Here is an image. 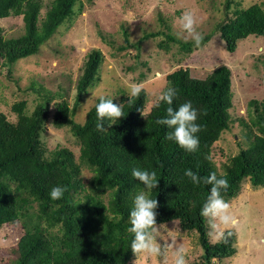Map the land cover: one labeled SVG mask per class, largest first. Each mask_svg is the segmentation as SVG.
Segmentation results:
<instances>
[{
  "label": "trees",
  "instance_id": "obj_1",
  "mask_svg": "<svg viewBox=\"0 0 264 264\" xmlns=\"http://www.w3.org/2000/svg\"><path fill=\"white\" fill-rule=\"evenodd\" d=\"M76 2L51 0L41 18L43 0H0V19L21 15L24 22V33L18 37H5L0 25V64L10 67L21 58L37 54L72 15ZM216 31L229 52L235 51L241 39L253 34L264 36V2L236 9L234 17L220 23ZM125 35L128 41V33ZM156 35L151 32L143 38ZM167 37L187 50L194 43L173 35ZM209 38L204 36L202 42ZM102 60L101 50L89 52L73 106L61 94L54 103L53 123L68 126L79 140L78 159L67 147L49 150L42 140L55 94L42 95L31 113L26 112V101L14 104L15 122L0 113V225L20 220L24 228L13 264H129L135 256L131 250L133 235L127 231L129 212L133 197L139 191L147 192L133 178V168L156 172L158 186L149 196L158 200L157 224L178 220L181 229L196 231L206 264L233 256L237 251L233 230L231 236L225 232L227 243L209 239L207 219L201 216V209L211 185L203 179L212 172L226 178L229 186L221 190L222 198L232 194L244 177L255 187L264 185V98L251 100L249 121L241 119L249 136L254 128L257 131L250 145L230 157L220 172L212 147L232 120L231 70L227 65H220L205 78L192 77L188 68L167 75L165 91L174 88L177 92L171 107L191 101L199 113V147L187 152L166 139L171 129L156 123L167 115L166 102L158 100L146 117L141 115L148 101L144 88L137 97H122L124 116L110 127L104 121L108 130L96 127L99 99L83 123L75 120L84 95L100 79ZM84 166L92 170L88 182L82 176ZM187 169L201 177L199 185L184 175ZM56 186L66 191L62 198L53 200L50 191Z\"/></svg>",
  "mask_w": 264,
  "mask_h": 264
},
{
  "label": "rangeland",
  "instance_id": "obj_2",
  "mask_svg": "<svg viewBox=\"0 0 264 264\" xmlns=\"http://www.w3.org/2000/svg\"><path fill=\"white\" fill-rule=\"evenodd\" d=\"M43 18L51 0H43ZM264 0H77L72 15L56 33L40 47L37 54L21 58L10 67L0 64V113L12 122L17 121L14 104L26 101V112L31 113L42 100V95L55 94L42 140L51 150L67 147L78 159L80 142L68 126L57 127L52 117L59 94L73 106L76 85L83 73L89 52L101 50L103 60L99 81L84 95L75 120L83 123L88 110L104 96L118 105L129 96L130 85H140L148 94L145 113L159 100L167 87V75L179 68H188L192 77L205 78L220 65L231 70L233 94L231 124L222 132L212 147V157L219 171L230 157L250 145L252 136L241 123L249 121L251 100L264 98V36L250 35L237 42L229 52L225 41L216 31L220 23L234 17V11ZM185 11L196 18V31L210 36L199 46L181 29L180 19ZM7 38L24 33L22 16L0 19ZM125 32L128 33V41ZM158 35L143 38L147 33ZM173 35L183 41L194 42L190 50L168 39ZM143 39L142 41H139ZM138 41L140 42L138 45ZM136 45V46H135ZM58 94V95H57ZM82 176L88 182L92 170L84 166ZM89 176V177H87ZM107 198V196H104ZM230 211L238 218L235 233L236 253L211 264H264V185L255 187L244 177L232 194L223 198ZM208 223V221H207ZM157 243L167 247L168 262L178 245L186 249V264H206L203 249L194 230L181 229L179 221L157 224ZM209 239L215 243L208 223ZM24 234L20 220L0 225V264H13L18 257V242ZM137 260V261H136ZM164 264L162 256L146 254L134 256L129 264Z\"/></svg>",
  "mask_w": 264,
  "mask_h": 264
},
{
  "label": "clouds",
  "instance_id": "obj_3",
  "mask_svg": "<svg viewBox=\"0 0 264 264\" xmlns=\"http://www.w3.org/2000/svg\"><path fill=\"white\" fill-rule=\"evenodd\" d=\"M196 24L194 13L185 11L180 19L181 29L199 46L203 37L196 31ZM141 91L142 87L140 85L133 84L129 86L128 94L130 97H137ZM176 96L177 92L174 88H168L159 96V100L166 102L169 107L166 110V117L157 119L156 123L171 129L166 139L175 141L179 147L187 152H195L199 147V138L196 133L201 130L200 125L196 123L199 115L198 110L193 108L191 101L185 102L174 109L171 105ZM98 99L99 103L96 105L98 123L96 127L99 131H105L108 129L105 127L104 121H107L110 127L119 121L124 113L121 106L113 103V99H107L104 96H100ZM140 112L142 116L146 117L143 109ZM131 174L147 190V192L139 191L133 197V207L129 212L130 227L127 229L133 235L131 250L138 258L144 254L150 257L162 256L164 264H169L167 247L174 245L175 240L165 248L157 243L158 228L155 210L158 207V200L149 196L151 190L156 189L158 186L156 172L133 168ZM184 175L190 178L195 185L201 183V177L191 169L185 170ZM203 182L211 185V188L207 200L202 206L201 216L207 219L214 239L217 241L223 239L227 243V236L232 235L231 230L239 227V220L230 211V204L221 196V190H227L229 186L228 181L226 178H218L216 173L212 172L203 179ZM65 191L66 189L63 187H53L50 191V197L53 200L60 199ZM225 232H227V236ZM185 256L186 249L183 245L176 246L171 264H186Z\"/></svg>",
  "mask_w": 264,
  "mask_h": 264
}]
</instances>
